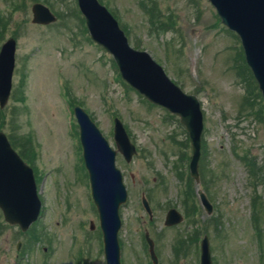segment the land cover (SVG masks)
Here are the masks:
<instances>
[{
    "label": "rangeland",
    "instance_id": "1",
    "mask_svg": "<svg viewBox=\"0 0 264 264\" xmlns=\"http://www.w3.org/2000/svg\"><path fill=\"white\" fill-rule=\"evenodd\" d=\"M36 1L57 16L54 23H32ZM101 2L116 14L131 45L146 50L175 83L200 100L201 172L213 213L206 214L196 193L194 215L183 202L199 184L185 180L190 145L178 117L147 103L122 80L112 57L90 40L76 0H0V45L10 36L17 42L11 96L0 127L17 148L22 149L21 139L30 151L44 203L43 213L25 232L0 217V264H104L97 211L71 115L74 105L84 108L113 147L112 118L118 116L137 147L129 163L116 156L128 191L120 208L121 264H153L145 232L154 241L156 264H199L204 234L213 264H264L254 227L264 237L263 212L260 225L252 216L256 194L264 204V121L254 119L259 99L264 107L241 62L240 41L208 0ZM148 10L156 22L167 25L168 20L174 28L158 32ZM248 153L252 157H245ZM142 193L151 219L141 205ZM171 207L184 219L166 227L163 220Z\"/></svg>",
    "mask_w": 264,
    "mask_h": 264
},
{
    "label": "water",
    "instance_id": "2",
    "mask_svg": "<svg viewBox=\"0 0 264 264\" xmlns=\"http://www.w3.org/2000/svg\"><path fill=\"white\" fill-rule=\"evenodd\" d=\"M84 13L92 38L110 51L119 64L122 75L132 86L143 93L154 103L163 105L180 116V121L189 132L192 145L190 161L191 175L198 177L197 164L202 131V113L199 102L194 95L184 94L173 84L144 52H136L127 43L117 22L97 0H78ZM216 6L222 21L240 35L245 49L246 59L255 74L264 96V0H211ZM35 22H50L55 17L48 10L35 5L33 8ZM14 59V41H8L0 51V106H3L11 88V72ZM76 114L80 122L81 140L84 145L86 163L90 172L92 191L98 206L101 227L104 233L106 264H119V247L117 230L120 226L118 206L125 199L126 192L121 183V176L114 167V154L98 130L92 125L87 115L79 108ZM115 139L118 148L127 159L134 152L121 123L116 120ZM24 181L31 182L30 169L21 163L11 151L5 136L0 133V196L8 198L11 191L23 186ZM7 188L11 191L5 192ZM26 190L28 199L32 194L31 210L24 208L26 215L19 207L4 206L6 220L10 217L23 215L25 225L35 219L38 213V201L33 186L32 193ZM201 199L208 212L211 206L205 195ZM18 196V193L15 194ZM148 209V204L143 200ZM166 224L176 223L181 217L170 211ZM201 264H211L209 259L208 241L202 242Z\"/></svg>",
    "mask_w": 264,
    "mask_h": 264
},
{
    "label": "trees",
    "instance_id": "3",
    "mask_svg": "<svg viewBox=\"0 0 264 264\" xmlns=\"http://www.w3.org/2000/svg\"><path fill=\"white\" fill-rule=\"evenodd\" d=\"M2 120H3V113H2V111L0 110V124H1Z\"/></svg>",
    "mask_w": 264,
    "mask_h": 264
}]
</instances>
